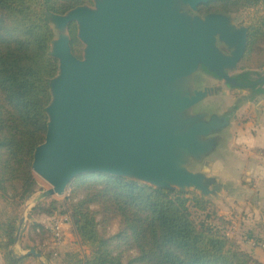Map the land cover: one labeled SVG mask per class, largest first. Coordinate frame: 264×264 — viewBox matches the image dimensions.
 <instances>
[{"label":"water","instance_id":"water-1","mask_svg":"<svg viewBox=\"0 0 264 264\" xmlns=\"http://www.w3.org/2000/svg\"><path fill=\"white\" fill-rule=\"evenodd\" d=\"M91 1L92 7L48 18L58 73L49 82L45 140L33 153L32 172L50 186L37 201L63 196L74 178L86 174L212 196L218 188L207 175L210 164L193 168L214 153L211 137L230 119L195 112L221 88L199 90L194 78L203 68L238 86L228 73L245 53L247 28L221 14L194 15L212 0ZM71 23L83 44L81 59L71 50ZM24 255L45 264L34 249Z\"/></svg>","mask_w":264,"mask_h":264},{"label":"trees","instance_id":"trees-1","mask_svg":"<svg viewBox=\"0 0 264 264\" xmlns=\"http://www.w3.org/2000/svg\"><path fill=\"white\" fill-rule=\"evenodd\" d=\"M221 1L226 11L246 12L243 58L260 51L264 0ZM86 4L90 0H0V197L10 206L9 214L0 218L2 264H41L32 255L15 253L13 246L21 219L16 209L37 188L33 153L45 140L49 82L58 73V61L50 55L55 33L48 18ZM68 34L73 55L81 59L75 23ZM248 73H241L239 82L255 86L259 79L250 81ZM63 199L60 205L41 201L30 213L35 219L69 214L79 244L89 252L83 257L66 254L62 264H264L211 223L221 217L196 193L86 174L69 183ZM194 212L204 219L196 220ZM115 220L117 232L106 236V226Z\"/></svg>","mask_w":264,"mask_h":264},{"label":"rangeland","instance_id":"rangeland-1","mask_svg":"<svg viewBox=\"0 0 264 264\" xmlns=\"http://www.w3.org/2000/svg\"><path fill=\"white\" fill-rule=\"evenodd\" d=\"M91 4H86L87 6H93V2L90 0ZM219 5L216 4L218 8L225 9L224 8V3L219 0L218 1ZM213 6L214 3L208 4V5H202L197 13H200L203 11L205 8L209 6ZM226 10V9H225ZM227 12H232V18L234 20V17L236 18L234 21L237 24H243L246 26V12H233V11H227ZM242 25V26H243ZM77 29V27H76ZM55 33V32H54ZM56 35V34H55ZM77 38V35H76ZM78 40V39H77ZM79 41V40H78ZM80 42V41H79ZM81 44V50L83 51V44ZM259 48H261L260 51H255L253 54H251L249 57L244 59L242 57L241 61L238 63L237 68L233 71L230 72V76H236L237 74L243 73V72H250L248 73V79L250 81L252 80H258V83L255 86L252 87H238V86H232L226 84L224 80L215 78L209 73H207L204 69H199L198 72L195 75L194 81H195V86L197 89L202 90L204 88H221V92L209 96L206 99H204L202 102H200L196 107L194 108L195 112H202L207 114L208 116L211 115H217L221 118H225L224 116H227L226 114H230L227 119L232 120L233 117L237 116L238 112L240 111L239 109H242L243 112H250V110H254V112H259L264 110V81L260 82V79H264V44L261 45ZM82 56V52H81ZM244 56V55H243ZM244 116V114L242 113ZM253 115V114H252ZM211 138L216 140L217 146L213 154L209 156V158L205 159V161L201 164L195 165L194 166V171H201L204 167V163L208 162L210 164L209 166V172L207 173L209 178H214L215 179V185L213 188H218L217 192L213 194L212 196H209L208 198H205L208 200L211 204V210L215 213L218 214V212L221 211V208L219 209L218 206L220 207L221 203L224 202L229 195H231L233 189L231 186H229L230 183L226 182V180L221 181L223 179L222 176L217 177V175L220 172H224L226 169L229 168V164L232 161L231 158V149L229 148V143L232 139V133L226 128L225 130L214 134ZM241 162H239L237 165H240ZM213 169L217 170V175L213 174ZM242 171V169H240ZM35 175V174H34ZM238 179H240L239 176H234ZM36 181H37V188L35 193L25 200L22 205L16 209V214L20 215V218H24L23 221V232L21 235V238L17 244L13 246V251L17 254H24L30 249H34L38 252L41 253L42 255V261L44 263L48 262L49 264H59L60 261L59 259L51 256L52 253H48L45 251L44 247L49 243L52 242L51 240V235L49 232L44 228L42 230L41 228L38 227H33L34 224L38 225H43L45 224V218L40 217L39 219H35V216H30L31 210L33 207L37 205V203H41L42 205H48L51 202L56 201L59 205L64 203V196L66 195V190L63 196H57L53 195L51 197L45 198L41 201H37L38 196L48 190L50 186L43 181L41 178L35 175ZM222 182H226L225 184L228 183V185H225L222 188ZM68 187V186H67ZM224 192L227 194L222 195V189ZM192 192V191H188ZM195 193V192H192ZM198 194V193H196ZM242 192H239V195L241 196ZM199 195V194H198ZM223 199H220L222 198ZM204 198V197H203ZM223 200V201H222ZM231 201L228 200L226 201L227 204H229ZM66 206V204L64 205ZM66 208V207H65ZM10 212V206L7 205L3 199L0 197V218H3L5 215H8ZM68 214V213H67ZM69 215V214H68ZM70 217V216H69ZM194 217L196 220L201 221L204 219V215L201 214L200 212H194ZM48 219H46L47 221ZM217 222V221H216ZM214 223L211 221L212 224L216 225L217 223ZM70 221H67V224H69ZM72 223V220H71ZM73 226V223H72ZM72 226L70 227V231L72 233L73 229ZM217 228L221 229V225L217 224ZM252 227V226H251ZM238 229L234 231V234L231 235L226 234L228 237L240 241L239 239L241 238H248L249 236H252L253 234L256 233V229L254 227L250 228L245 224H241ZM248 228L252 229L253 233L251 231H248ZM118 229V220L112 221L110 225L108 224L106 226L105 230V235L106 236H112L117 232ZM222 230V229H221ZM224 232V231H223ZM225 234V232H224ZM252 234V235H250ZM254 243H258L256 238H252ZM75 249L69 251L67 254H77L79 257H83L84 255H87L89 250L88 248L82 247L79 242L75 241L74 243ZM241 247V246H240ZM251 247V246H250ZM246 250L249 252H252L255 255V258H258V260L262 263L264 262V253L262 254L261 252H254V249L251 250L249 248H244V251ZM51 252L55 253L53 250L50 249ZM248 253V252H247ZM250 254V253H249ZM253 254H250L253 256ZM63 258V254H61V258ZM58 260V261H57ZM35 264V263H33Z\"/></svg>","mask_w":264,"mask_h":264},{"label":"crops","instance_id":"crops-1","mask_svg":"<svg viewBox=\"0 0 264 264\" xmlns=\"http://www.w3.org/2000/svg\"><path fill=\"white\" fill-rule=\"evenodd\" d=\"M239 110L237 116L232 118L227 127L232 133L229 143L232 161H230L229 168L218 175L217 170L213 169V174L217 177L222 176L221 181L226 180L233 189L231 195L221 203L220 207L218 206L219 209L221 208V211L218 212L221 220L216 223L221 225L225 234L227 231V234L232 233L231 235L242 223L250 228L254 227L256 233L253 232V228H248V231L255 234H250L252 236L246 239L240 238L237 243L243 250L249 248L254 249V252L258 250V252L264 253V110L255 113L252 109L248 114L242 109ZM239 162L241 164L237 165ZM236 175L240 179L234 177ZM226 182H222V188L228 185V183L225 184ZM222 192L223 195L225 193L223 189ZM239 192H242L241 196ZM228 200L231 201L229 204L226 203ZM44 222L45 227L46 219ZM71 226V221L69 224H65L63 240L58 249L54 250L55 253L50 251L48 244L44 247L46 252L52 253L51 256L59 259V264H62V259L69 251L75 249L74 243L78 241L75 233L70 231ZM252 238L259 240L258 243H254ZM61 254H63L62 259H60ZM253 256L255 257L254 254ZM0 264H2L1 257Z\"/></svg>","mask_w":264,"mask_h":264},{"label":"built area","instance_id":"built-area-1","mask_svg":"<svg viewBox=\"0 0 264 264\" xmlns=\"http://www.w3.org/2000/svg\"><path fill=\"white\" fill-rule=\"evenodd\" d=\"M68 220L71 221L69 215L62 213H57L52 218L47 220L45 229L51 235L52 242L48 243V247L51 250H57L61 244L64 235V227Z\"/></svg>","mask_w":264,"mask_h":264},{"label":"flooded vegetation","instance_id":"flooded-vegetation-1","mask_svg":"<svg viewBox=\"0 0 264 264\" xmlns=\"http://www.w3.org/2000/svg\"><path fill=\"white\" fill-rule=\"evenodd\" d=\"M218 1L219 0H212V1H209L208 3H206V4H204V5H208V4H211V3H214V5L212 6H209V7H207V8H205L203 11H201L200 13H197L198 12V10H197V12L194 14V15H197V16H200V17H205V16H207V15H212V14H221V15H225V16H229V17H231L232 16V14H234V13H231V12H227L225 9H221V8H218L217 6H216V4H218L219 5V3H218ZM202 5H200L199 7H198V9L201 7ZM236 18L234 17V20H235ZM233 20V22H234V24L236 25V28H241V26L243 25V24H237L235 21ZM244 27H246L245 25H243ZM217 46H218V48L223 52V53H225V54H229L230 53V51L231 50H229L223 43H221V42H219V41H217ZM201 69H203V68H201ZM229 74V76H230V72L228 73ZM241 74V73H240ZM240 74H237L236 76H230L231 78H234V79H236L237 80V82H238V87H252V83L250 84H247V83H241V82H239V76H240ZM209 75H211V74H209ZM212 76V75H211ZM214 77V76H213ZM216 78V77H215ZM261 81V80H260ZM258 83V82H257ZM226 84H228L227 82H226ZM228 85H230V84H228ZM227 116H224L225 117V119H227V117H229L230 116V114H226ZM214 186H216V185H214Z\"/></svg>","mask_w":264,"mask_h":264}]
</instances>
